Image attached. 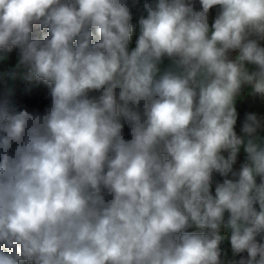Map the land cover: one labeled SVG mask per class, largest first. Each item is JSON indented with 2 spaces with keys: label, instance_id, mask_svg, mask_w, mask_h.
Returning a JSON list of instances; mask_svg holds the SVG:
<instances>
[{
  "label": "clouds",
  "instance_id": "1",
  "mask_svg": "<svg viewBox=\"0 0 264 264\" xmlns=\"http://www.w3.org/2000/svg\"><path fill=\"white\" fill-rule=\"evenodd\" d=\"M13 53L0 264H264V0H0Z\"/></svg>",
  "mask_w": 264,
  "mask_h": 264
},
{
  "label": "trees",
  "instance_id": "2",
  "mask_svg": "<svg viewBox=\"0 0 264 264\" xmlns=\"http://www.w3.org/2000/svg\"><path fill=\"white\" fill-rule=\"evenodd\" d=\"M133 24L135 26V31H139V26L137 23V19L135 17L133 19ZM12 56H14V53L10 54L9 57ZM0 62L4 63V60ZM6 67L9 70H11L14 66L9 67V65H7ZM14 92H15V102L18 105L29 107L30 110L33 108L42 110L43 107L46 106L48 102L45 98L47 95L46 88L35 82L22 83V85L18 87Z\"/></svg>",
  "mask_w": 264,
  "mask_h": 264
},
{
  "label": "built area",
  "instance_id": "3",
  "mask_svg": "<svg viewBox=\"0 0 264 264\" xmlns=\"http://www.w3.org/2000/svg\"><path fill=\"white\" fill-rule=\"evenodd\" d=\"M9 70L7 69L6 66H4L1 62H0V75L2 74H6ZM28 82H33V81H29L26 78V75L23 72H20L17 76V79L15 81H13V85H14V91L20 87L22 85V83H28ZM36 83V82H35Z\"/></svg>",
  "mask_w": 264,
  "mask_h": 264
},
{
  "label": "rangeland",
  "instance_id": "4",
  "mask_svg": "<svg viewBox=\"0 0 264 264\" xmlns=\"http://www.w3.org/2000/svg\"><path fill=\"white\" fill-rule=\"evenodd\" d=\"M138 32L139 31H135L134 32V36H133V40H135V37H136V35H138ZM17 59V57H16V55H15V53H14V56H12V57H8L7 59H5L4 60V63H2V64H4V65H9V67L11 66V67H13L14 66V62H15V60ZM8 69V68H7ZM9 70V69H8ZM44 93V92H43ZM42 93V94H43ZM126 131H127V129H126Z\"/></svg>",
  "mask_w": 264,
  "mask_h": 264
}]
</instances>
